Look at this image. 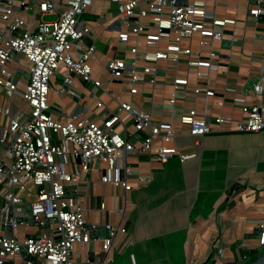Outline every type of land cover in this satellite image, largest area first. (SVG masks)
Listing matches in <instances>:
<instances>
[{
    "label": "crops",
    "instance_id": "obj_1",
    "mask_svg": "<svg viewBox=\"0 0 264 264\" xmlns=\"http://www.w3.org/2000/svg\"><path fill=\"white\" fill-rule=\"evenodd\" d=\"M47 1L56 8L64 4V0ZM184 1L190 4L195 0ZM199 1L205 4L210 17L208 23L212 19H233L235 23L215 27V37L206 38L208 43L203 46L199 45L198 34L182 40L180 46L190 49L191 54L181 56L178 61L160 59L154 63L156 83L139 86L132 100L127 91L128 83L110 81L106 65L112 58H130L128 49L134 46L135 36L123 25L115 5L109 0H92L80 18L91 32L72 45L70 54L77 58L80 52L94 46L89 64L101 88L110 90L121 102L131 100L137 109L150 112L154 123H171L175 137L169 142L155 140L151 153L127 157L126 164L131 171L126 178L128 190L121 185L102 183L105 165L98 161L82 173L77 183L66 186L65 197L73 198L81 208L90 236L84 249L78 244L74 246L70 255L74 263L86 261L91 253L99 264H249L264 253L258 250V225L264 221V129L240 133L234 124L221 127L214 124L219 115L236 121L242 105H256L264 99V93H241L242 88L264 77V16L255 19L248 14L258 5L257 0ZM258 1L264 7V0ZM26 2L27 9L19 10L17 15L24 20L27 30L34 31L38 10L35 0ZM150 22L149 17L142 19L148 27L139 37L142 43L139 49L165 50L173 43V34L161 37L158 46L144 44L142 35L156 33L154 27H149ZM119 31L129 33L124 47L117 45ZM15 58L11 69L17 71L18 86L24 87L21 77L25 76L29 64L19 56ZM187 59L210 60L217 69L209 71L207 77L197 76V69L187 66ZM66 76L60 65L50 80L47 103L55 120L65 123L76 115L79 120L88 118L102 124L109 112L98 108L97 101L112 111L117 110L115 101L102 89L86 87L74 76H71L72 86L80 91V97L58 94L56 90ZM174 77L187 79L189 87L197 86L201 92L194 96L190 90L180 91L170 114L162 105L170 97L169 82ZM206 89L214 94L206 96ZM15 102L22 110H27L23 100L17 98ZM192 108L210 125L209 133L201 139L189 135V127L180 122V117ZM116 128L124 130L136 145L143 140L144 135L136 133L130 121L124 128ZM159 147H175L181 153L195 156L181 162L175 154L160 162L153 156ZM67 170L70 172L71 168L68 166ZM119 175L123 177L122 172ZM108 224L125 232H118L110 248L104 251V226ZM19 227L18 237L38 229L28 224ZM28 227L32 230L28 231ZM43 230L55 236L51 227ZM20 263L19 256L6 262Z\"/></svg>",
    "mask_w": 264,
    "mask_h": 264
},
{
    "label": "built area",
    "instance_id": "obj_2",
    "mask_svg": "<svg viewBox=\"0 0 264 264\" xmlns=\"http://www.w3.org/2000/svg\"><path fill=\"white\" fill-rule=\"evenodd\" d=\"M116 7L117 15L123 25L135 36V44L130 47V58H112L106 65L109 80H125L128 93L134 97L138 87L156 83V63L160 59L178 61L181 56H189L190 49L182 48L180 42L193 34L200 36V46L206 45V38L215 37V27L234 24L233 19L216 20L210 17L203 1L195 0L186 6L176 5V0H109ZM92 0H64L62 8L47 0H35L38 10V24L34 31L27 30L25 22L17 13L27 9L26 0H0V264L19 256L21 247H25L28 256L41 264H75L70 255L76 244L81 249L90 242L88 229L79 205L73 198L65 197L66 186L77 183L83 172H87L95 162L105 163L106 167L100 181L121 185L125 190L130 187L126 178L131 171L126 164L129 155L151 153L152 144L161 139L173 141L175 134L171 123H154L150 112L137 109L132 101L121 102L112 96L110 90L101 88V83L93 78L89 60L95 52L89 46L74 58L71 47L80 42L91 30L80 20L91 5ZM258 5L248 11L255 19L264 16V7ZM167 9V10H166ZM166 10V11H165ZM47 17H53L47 19ZM149 17V27L156 29L155 34H145L144 44L158 46L161 37L174 35L172 44L165 50L141 51L139 37L148 27L142 19ZM129 40L127 31H119L117 45L124 47ZM264 52V46H262ZM213 52L210 53L213 56ZM19 56L26 60L29 68L21 77L24 89H18L19 79L11 63ZM143 62V66L138 63ZM189 67L197 69V76L207 77L209 71L217 69L210 60L187 59ZM63 65L67 76L62 80L56 92L80 97V91L72 86L71 76L79 78L86 87L102 89L115 101L117 110L112 111L100 101L96 106L109 112L102 124L88 118L78 119L76 115L61 123L49 112L47 98L51 90L50 80L57 69ZM201 68L207 69L201 71ZM171 94L162 107L172 113L174 103L180 91L190 90L194 96L201 92L197 86L189 87L185 78L174 77L170 80ZM229 91V89H227ZM264 93V77H260L251 86L241 89V93ZM206 96L213 91L204 90ZM20 98L27 105L24 111L15 100ZM131 122L136 133H141L140 144L133 143L124 130ZM180 122L189 127V135L201 139L209 133L210 125L198 117L192 108L180 117ZM218 127L231 126L240 133H256L264 129V99L256 105H242L240 118L219 115L214 119ZM154 157L165 162L177 154L181 162L194 157L181 153L175 147H159ZM71 168L69 172L67 167ZM122 172L121 178L119 173ZM41 187V188H38ZM30 206L31 216L40 225L47 221L55 236H48L43 229L37 236L24 233L20 240L17 235L19 226L14 218L25 216V206ZM8 207H12V216L8 224L2 223ZM11 232L5 237L6 228ZM260 234L258 250H264V221L258 225ZM106 236L102 240V249L107 251L118 232L124 233L112 225H105ZM20 257V256H19ZM20 264H30L21 259Z\"/></svg>",
    "mask_w": 264,
    "mask_h": 264
},
{
    "label": "water",
    "instance_id": "obj_3",
    "mask_svg": "<svg viewBox=\"0 0 264 264\" xmlns=\"http://www.w3.org/2000/svg\"><path fill=\"white\" fill-rule=\"evenodd\" d=\"M175 4L186 6L188 3H187V1H184V0H176ZM138 136H139V134H138ZM38 188H41V187H38ZM11 216H12V207H8L6 210L5 217L2 219V223L8 224L9 217H11ZM14 220L16 223H24V224H28V225L33 226V227H37L38 229L34 232V234L31 235L32 237L37 236L40 232V229H45V228L49 227L47 221H44L43 224L40 225L39 223H36L33 220V217L31 216V209H30V206L28 204L25 206V216L15 217ZM86 227H88V226H86ZM6 232L7 233L5 234V237L9 238L10 237L9 234L11 232L9 227L6 228ZM259 234H260V230L258 231V238H259ZM19 256L21 259H23L25 261H29L30 264H41L40 261H38L37 259L28 256L25 247L20 248ZM75 264H99V262L97 259H94L92 257L91 253H89L86 261H80V262L75 263ZM249 264H264V253L260 254L255 260H253Z\"/></svg>",
    "mask_w": 264,
    "mask_h": 264
},
{
    "label": "rangeland",
    "instance_id": "obj_4",
    "mask_svg": "<svg viewBox=\"0 0 264 264\" xmlns=\"http://www.w3.org/2000/svg\"><path fill=\"white\" fill-rule=\"evenodd\" d=\"M166 11V10H165ZM154 31H152L151 30V33H153ZM193 35H195V34H193ZM141 37H144V35H142ZM13 65V64H12ZM14 69V68H13ZM18 89H20V90H23L24 89V87H20V86H18ZM17 103V102H16ZM19 105V104H18ZM20 106V105H19ZM21 107V106H20ZM22 108V107H21ZM103 165H105V167H106V164L105 163H102ZM23 228V227H22ZM32 230V228H30V227H28L27 228V230L29 231V230ZM18 230H20V227H18ZM49 230V229H48ZM27 233H30V232H27ZM49 236V235H48ZM22 237H23V234L21 235V236H19L18 238L21 240L22 239Z\"/></svg>",
    "mask_w": 264,
    "mask_h": 264
},
{
    "label": "trees",
    "instance_id": "obj_5",
    "mask_svg": "<svg viewBox=\"0 0 264 264\" xmlns=\"http://www.w3.org/2000/svg\"><path fill=\"white\" fill-rule=\"evenodd\" d=\"M251 254H252V252H251ZM254 259V257L252 258V260Z\"/></svg>",
    "mask_w": 264,
    "mask_h": 264
}]
</instances>
